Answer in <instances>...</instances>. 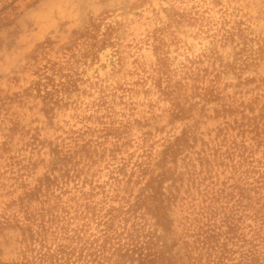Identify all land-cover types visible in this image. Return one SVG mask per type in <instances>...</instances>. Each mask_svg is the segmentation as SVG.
Returning <instances> with one entry per match:
<instances>
[{
  "label": "rangeland",
  "instance_id": "rangeland-1",
  "mask_svg": "<svg viewBox=\"0 0 264 264\" xmlns=\"http://www.w3.org/2000/svg\"><path fill=\"white\" fill-rule=\"evenodd\" d=\"M0 264H264V0H0Z\"/></svg>",
  "mask_w": 264,
  "mask_h": 264
}]
</instances>
